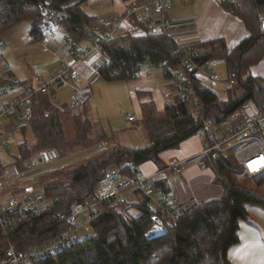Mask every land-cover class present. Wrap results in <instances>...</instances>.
I'll return each mask as SVG.
<instances>
[{"label":"trees","instance_id":"1","mask_svg":"<svg viewBox=\"0 0 264 264\" xmlns=\"http://www.w3.org/2000/svg\"><path fill=\"white\" fill-rule=\"evenodd\" d=\"M47 1L0 0V36L16 24L29 20L30 34L36 40L41 39L45 23L40 6ZM52 1L56 7L68 12L60 26L66 32L72 49L77 50L80 42L89 38V29L94 21L99 20L102 33L110 29L111 21L85 11L83 6L88 0ZM223 4L243 20L248 30V35L231 48L223 37L181 46L170 32H154L148 28L141 33L118 32L104 39L94 32L97 39H102L100 44L107 57V61L98 68L102 79L136 78L139 74L135 75L134 71L138 64L147 60L149 66L165 68L164 75L170 80L164 86L166 92H170L167 103L160 113L151 90L136 91L142 124L149 139L144 147L120 145L108 154L93 159L81 158L52 169L54 175L41 186L45 199L50 200L51 205L41 214L19 221L7 233L3 232L0 222V264L10 244L26 251L66 230L69 223L65 219L69 215L70 203L94 192L109 163L120 165L123 175L135 177L146 162L152 161L160 167L164 163L161 154L179 148L183 142L196 136L204 118L219 122L249 103L252 108L264 111V79L251 73L252 66L264 58V0H230ZM132 22L136 26L143 25L136 15ZM191 50L196 53L195 63L207 59L225 61L229 83L225 99L204 84L194 69H190L192 64L186 56ZM177 77L181 78L180 83L176 81ZM232 80L234 83L230 84ZM180 84L191 85L198 101H179L174 90ZM16 85L29 83L27 80L11 82V86ZM49 96L36 94L32 100L31 117L29 121L23 120L29 124L32 139L24 136L18 145L19 153L9 158V163L21 170L25 169L24 161L28 156L45 148L53 147L60 156H66L70 152L73 154V146L83 151L107 139L105 132L92 134L94 125L88 117L67 115L69 108H64ZM66 119L74 121V135H66ZM12 123L10 132L14 129ZM1 162L5 169L6 163ZM166 166L165 163L160 169ZM206 167L215 170L216 182L224 187V194L220 198L188 202L183 206L173 202L174 221L164 216L165 230L155 227L152 219L155 210L149 199L142 196L137 202L104 207L90 220L91 232L86 240L75 242L33 264H231L229 250L240 241V222L250 213L247 205L264 206V198L250 187L242 186L237 176L245 175L257 180L260 186L264 184V173L250 177L233 155L212 156L206 161ZM31 185L32 182H25L27 192ZM131 209L138 213H132Z\"/></svg>","mask_w":264,"mask_h":264},{"label":"built area","instance_id":"2","mask_svg":"<svg viewBox=\"0 0 264 264\" xmlns=\"http://www.w3.org/2000/svg\"><path fill=\"white\" fill-rule=\"evenodd\" d=\"M230 0H222V2ZM173 0H133L123 14L116 18L118 27L110 28L105 33L100 31L99 21H94L89 29V42L94 44V50L99 54L105 55L101 46V40L113 37L118 32L131 31L141 33L144 28L154 32L169 31L170 19L168 11L172 6ZM149 8L153 16H140L142 9ZM41 14L45 23L43 37L39 43L45 45L49 38L57 36V28L62 20L66 19L68 12L56 7L52 0L41 4ZM133 14H138L143 25L132 26L127 29H121L119 26L122 22L129 21ZM138 28V29H137ZM101 36V40L97 39ZM77 51L89 50L77 49ZM195 51L187 53V60L190 62V69L196 70V76L207 86L217 90L221 81L220 74L216 71L214 61L207 59L201 63H195ZM83 57L77 53L73 61L63 62L56 70L55 75L50 80H45L38 76L36 80L40 84L35 87L34 84L22 86L21 92L13 96L0 95V119L15 117L18 120L29 121L31 117V106L33 97L38 93H47L51 95L50 86L53 83L61 88L69 84L68 78L74 80L78 75L76 68L77 62ZM148 61L140 62L134 71V74H140L142 69H148ZM181 78L177 77L176 81L180 83ZM232 80L230 84H233ZM74 87V102L77 105L85 102L90 97L92 91L89 86ZM216 92V91H215ZM3 93L9 94V88H3ZM173 93V92H172ZM178 95L179 101H188L195 103L198 101L194 88L189 84H180L174 90ZM173 93V94H174ZM53 97V96H52ZM169 104L171 102H168ZM173 103V102H172ZM136 116L128 113L127 120L134 121ZM203 126L197 132V136L203 141V150L200 154L193 157L201 167H206V161L212 156L218 157L221 154L233 155L236 162L242 165L250 177L264 173V111L261 112L256 108H250L248 104H243L241 108L230 113L222 121L204 118ZM13 136L12 132L8 137ZM5 143L4 145H6ZM103 143H99L89 150L80 151L70 156L64 161L57 149L53 147L45 148L40 153H32L25 161V169L21 170L14 164H8L5 172L14 177L18 182L35 181L43 172L52 170L56 166H61L80 158L105 151ZM175 173H180L183 169L181 162H175L170 166ZM3 165L0 160V171ZM29 193L23 198L9 196L4 203H0V222L2 230L7 233L10 228L23 219H29L33 215H39L51 205L46 200L42 192L32 193V185L28 189ZM140 194L149 199L155 213L152 215L155 227L165 230L164 216L174 221L171 205L173 203L172 195L165 189L154 176L137 175L130 177L121 173L120 165L115 162L109 163L104 171L103 176L97 183L94 192L81 200H74L69 205V215L66 221L69 227L60 234L46 241L38 247L21 251L15 244H10L6 251L5 257L1 264H33L36 260L44 259L55 254L73 243L86 240L90 236V220L106 206L117 203H129L127 194ZM32 193V194H31ZM135 201V200H132ZM137 201V200H136Z\"/></svg>","mask_w":264,"mask_h":264},{"label":"rangeland","instance_id":"3","mask_svg":"<svg viewBox=\"0 0 264 264\" xmlns=\"http://www.w3.org/2000/svg\"><path fill=\"white\" fill-rule=\"evenodd\" d=\"M132 1L133 0H130L125 5L124 10L121 11L120 14H123L125 12V10L127 9L126 7H128ZM115 2L116 0H88L83 7L85 11L91 16H99L101 18L108 19L116 13L117 9L115 6ZM134 15L139 18L138 14H133L130 18L131 20H133ZM117 17L118 15L112 17L113 21L110 24V28L118 27V23L116 20ZM30 27V22L28 20H24L13 26L7 32H4L0 36V53H2V55L7 60V65H9L12 72H14L19 78L25 79L29 82L32 77L39 75L45 78V80H49L54 70L49 69V67L46 66L47 64L40 65L39 63L42 62L45 57H52L57 53H53V51L49 48L47 49L43 46L37 45V42L33 40V37L29 33ZM56 32L57 38H60L65 44V48L63 49V51H60V54H58L59 58H61L62 60L71 59V51L68 49V46L70 44L68 42V39L65 38L66 32L62 27H60V25L57 28ZM85 41L86 40L81 41L80 45L85 44ZM260 62L261 65L259 66V68H262L264 71V58ZM51 63L52 65L50 67L54 68L58 62L53 61L49 62L48 64ZM214 65L216 71L220 74L221 81L218 84V89L216 90L213 87V90L216 91L220 98L225 99L227 97V86L229 85L227 81V65L224 60L218 59L215 60ZM164 71L165 68L163 67H160V69L154 67V69H152L148 74L147 69H142L140 71V75L136 78L130 79L129 82L128 80L106 81L97 75L93 78H85L79 72L76 80L68 78V85L58 88V85L56 83H53L50 86L51 95L55 98V100L60 102L61 105L64 106V108H69L67 111V115L77 114L82 117H88L94 125L92 129L93 135H100L104 132H106L107 134L108 141H104L106 147L105 151L92 154L85 158L93 159L98 155L110 153L113 150V144H115V141H121L122 139L127 142V144L135 148H142L149 143V139L145 135V128L142 124V112L140 110L139 101L136 94L134 96V93L136 92L135 88L139 85H142L143 89L149 88L153 91H156L159 85H164L165 83H168L170 81L165 77L163 73ZM262 76L264 77V74ZM74 83L80 87L89 84L94 91L93 95L86 102H83L76 106L73 105V102L75 100L73 87ZM38 85V82L34 83L35 87H37ZM130 88L134 89L132 90L134 93L130 92ZM155 94L156 93H154V95ZM45 95L49 96L50 94L45 93ZM157 104L158 110L161 113L163 111V109L160 107L161 104L159 101H157ZM249 106L250 108H252L251 103H249ZM128 113L134 114L137 120L135 122H129L127 120ZM1 120H3L4 123L11 122V120L14 122L12 139L5 146L4 141H0V149L3 151L5 156H9V158H11L12 155H16L19 153L18 145L24 138V136L28 139H32L31 130L28 122L18 120L15 117L2 118ZM23 125H25V130H23ZM64 129L66 135H74V121L66 119L64 121ZM196 138L194 137L193 139L196 140ZM93 147H89L86 149L89 150ZM71 150L73 154H71L70 152V154L66 156H60V162L66 160L67 158H70V156L72 155H78V153L82 151V149H80L78 146H73ZM172 150H169L161 155L164 163L160 167L157 166L158 169H160L165 164V162L170 161L172 158H178V155L176 153H172L175 149ZM3 163H6L5 166L10 164L9 159L7 158L6 160H3ZM152 164V161L149 162V164L147 163L145 167L141 169L142 173H145L150 168H153ZM53 175L54 171L48 170L41 173L35 181L25 182H32V193L35 194L37 192H42L41 186L44 185L47 180H50ZM237 178L238 181L242 183V186L250 187L252 190H255V192L259 193L262 198H264V184L258 186L257 180L249 179L245 175L237 176ZM25 182H18L14 177L9 176L5 172V169L0 171V203H4L9 196H15L18 198H23L24 196H26L29 191L27 192L25 188ZM184 189L186 191L188 189V186L186 184H184ZM127 196L130 201L135 200L134 202H137L142 198V195L133 194L131 192H129ZM194 201L195 200L190 199V201L188 202L194 203ZM247 208L250 211V215L247 220H241L240 222V237H243L245 239L249 231H256L257 235H259L261 239H264V206L260 204H248ZM131 212L134 214L138 213L137 211H134L132 209Z\"/></svg>","mask_w":264,"mask_h":264},{"label":"crops","instance_id":"4","mask_svg":"<svg viewBox=\"0 0 264 264\" xmlns=\"http://www.w3.org/2000/svg\"><path fill=\"white\" fill-rule=\"evenodd\" d=\"M115 3L117 10L116 13L111 16V18L105 19L99 16L96 17L103 20L105 19L108 22H112V17L119 15L121 11L124 10L125 5L128 2L125 0H116ZM140 16L146 17L153 15L149 8H145L140 12ZM168 17L170 19L169 32L175 37L176 41L181 46H192L193 44L199 43L204 40L223 37L228 46L231 48L248 35V30L243 20L238 15L228 10L224 6L222 0H174L170 10L168 11ZM132 21L133 20L130 19L129 21L122 22L119 27L127 29L129 27L135 26L136 24H133ZM65 38L68 39L67 36H65ZM33 40L37 42V45L43 46L47 49L49 48L53 51V53H57L52 57H45V59H43V61L39 63L40 65L47 64L46 66H48L49 69L54 70L51 78L55 75L58 66H61L63 62L73 61L75 54L77 53H79L83 57V59L76 64L78 75L80 72L85 78H93L96 75L99 76L98 68L107 61V57L105 55L99 54L94 50V44L92 42H89L88 39L85 41V44L79 45V47L77 48L84 50L87 48L89 50V52L87 53L85 51H77L76 49H72L71 43L68 39V42L70 44L68 46V49L71 51L72 55V58L69 60H62L61 58H59L58 54H60V51H63V49L65 48V44L60 38L58 39L57 36L54 38H49L45 45L39 43V40H36L34 37ZM53 61L58 63L54 68H51L50 66L52 65V63H48ZM260 65L261 62L252 66L251 73L254 76H260L264 78L262 76L264 74V71L262 68H259ZM157 68L160 69V67ZM152 69H154V66H150L147 69V73L149 74ZM163 73H165V71ZM38 76L39 75L32 77L29 82L27 81V83L34 84L35 82H38L40 84V82L36 80V77ZM77 77L74 80H76ZM20 80L25 79L19 78L14 72H12L9 65H7V60L2 55V53H0V95L13 96L19 94L21 92L22 86H11V82H17ZM166 84L167 83H165L164 85H159L156 91H153L149 88L143 89V86L139 85L135 88V91L151 90L153 92V95L154 93H156L154 95V99L156 101H159L161 104L160 107L163 108L167 103V99L170 95V92H166V89L164 88ZM73 86L77 85L74 83ZM85 86H89L91 88L89 84ZM5 87L9 88V94L3 93V88ZM130 90L131 93H134L132 91L134 90L133 88H130ZM91 91L92 93L90 97L94 93L92 88ZM135 94L136 92L134 93V96ZM1 119L0 141H4V143H6L7 141L8 143L12 139L8 138V133L13 127V121L11 120V122L4 123ZM194 137H197V141L193 139ZM194 137L183 142L179 148L175 149L174 152H172L176 153L178 155V158H172L170 161L165 162L167 164L165 168L158 169L157 165L153 163V168H150L147 172L142 173L141 169H143V167H145V165L147 163L149 164V162L151 161L144 163L141 168H139L140 175L154 176V179L168 190V192L172 195V199L175 205L178 204L180 206H183L187 204L190 199L195 201H204L212 198H220L225 191L224 187L220 183L216 182V172L212 167H201L195 159H192L193 157L201 153L204 146L203 141L197 135ZM107 141L108 139H106L105 142ZM100 143H103L105 145L104 141H101ZM113 145V149L117 148L120 145L130 146L123 139L121 141H115V144ZM167 151L163 152L162 154L166 153ZM0 158L3 161L7 158L9 159V156H5L3 151L0 149ZM175 162H181L183 164V169L180 173H175L173 169L170 168V166ZM184 184L188 186L187 191L184 189ZM229 256L231 264H264V239H261V237L257 235L256 231H249L245 239L243 237H240V241L230 248Z\"/></svg>","mask_w":264,"mask_h":264},{"label":"water","instance_id":"5","mask_svg":"<svg viewBox=\"0 0 264 264\" xmlns=\"http://www.w3.org/2000/svg\"><path fill=\"white\" fill-rule=\"evenodd\" d=\"M262 28L264 29V20L262 22ZM196 72V70H194V73Z\"/></svg>","mask_w":264,"mask_h":264}]
</instances>
